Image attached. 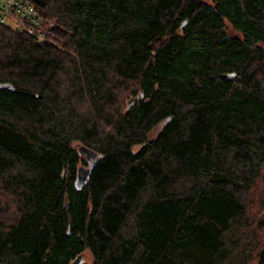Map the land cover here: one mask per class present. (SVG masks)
Listing matches in <instances>:
<instances>
[{
	"label": "trees",
	"instance_id": "obj_1",
	"mask_svg": "<svg viewBox=\"0 0 264 264\" xmlns=\"http://www.w3.org/2000/svg\"><path fill=\"white\" fill-rule=\"evenodd\" d=\"M18 1L54 27L0 23V264H248L264 0Z\"/></svg>",
	"mask_w": 264,
	"mask_h": 264
},
{
	"label": "rangeland",
	"instance_id": "obj_2",
	"mask_svg": "<svg viewBox=\"0 0 264 264\" xmlns=\"http://www.w3.org/2000/svg\"><path fill=\"white\" fill-rule=\"evenodd\" d=\"M229 33L231 35H237L231 29H229ZM126 104L127 100L124 101V105ZM160 129L161 125L156 126L148 134V139H154L159 133ZM255 191L258 196L264 195V180H260L258 182L256 189L252 190V193ZM1 201L3 204L9 202L8 197L6 196L2 197ZM262 221H264V210L259 208L258 205H254L247 214V225H243V227L236 230L234 229L233 232V234L236 236L235 239L238 242V250L241 249L248 256V264H254L251 261L254 259L257 251L264 244V225L262 224ZM81 257L84 263H92V256L88 251H86Z\"/></svg>",
	"mask_w": 264,
	"mask_h": 264
},
{
	"label": "built area",
	"instance_id": "obj_3",
	"mask_svg": "<svg viewBox=\"0 0 264 264\" xmlns=\"http://www.w3.org/2000/svg\"><path fill=\"white\" fill-rule=\"evenodd\" d=\"M0 23L34 37L41 44L48 43L50 30L54 27L32 5L18 0H0Z\"/></svg>",
	"mask_w": 264,
	"mask_h": 264
},
{
	"label": "water",
	"instance_id": "obj_4",
	"mask_svg": "<svg viewBox=\"0 0 264 264\" xmlns=\"http://www.w3.org/2000/svg\"><path fill=\"white\" fill-rule=\"evenodd\" d=\"M93 168V164L91 163L90 168L89 169H80L78 171L77 177H76V181H75V187H77L78 189L82 188L83 186H85L87 179L89 178L90 174H91V170ZM68 234L70 235V227H69V232ZM83 260L81 256H78L71 264H83Z\"/></svg>",
	"mask_w": 264,
	"mask_h": 264
}]
</instances>
